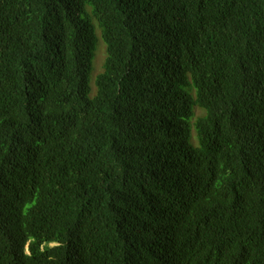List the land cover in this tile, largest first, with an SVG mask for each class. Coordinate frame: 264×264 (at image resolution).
Segmentation results:
<instances>
[{
    "label": "trees",
    "instance_id": "1",
    "mask_svg": "<svg viewBox=\"0 0 264 264\" xmlns=\"http://www.w3.org/2000/svg\"><path fill=\"white\" fill-rule=\"evenodd\" d=\"M0 264H264V0H0Z\"/></svg>",
    "mask_w": 264,
    "mask_h": 264
},
{
    "label": "rangeland",
    "instance_id": "2",
    "mask_svg": "<svg viewBox=\"0 0 264 264\" xmlns=\"http://www.w3.org/2000/svg\"><path fill=\"white\" fill-rule=\"evenodd\" d=\"M103 58H104L103 46H100L99 52L95 56V60H94V63H95L94 70L91 71V74L89 76V82L90 83L92 82V84H93V80H94L95 76L101 71L100 65L102 63ZM196 114H197V112H196Z\"/></svg>",
    "mask_w": 264,
    "mask_h": 264
},
{
    "label": "clouds",
    "instance_id": "3",
    "mask_svg": "<svg viewBox=\"0 0 264 264\" xmlns=\"http://www.w3.org/2000/svg\"><path fill=\"white\" fill-rule=\"evenodd\" d=\"M99 73H101V71H100ZM96 74H97V73H96ZM89 83H90V82H89ZM94 83H95V78H94V80H93V84H92V82L90 83V85H91L92 88H94ZM93 95H94V94H91L90 97H93ZM191 142L193 143V145H195V146L197 145V142L194 140L193 137L191 138ZM157 177H158V175H155V178H154L153 184L156 182ZM178 205H179V204H178V202L176 201V202H175V205H174L173 208H170V210L164 211V213H165V218L168 216L167 220H168L170 217H173L174 215H176L175 213L177 212Z\"/></svg>",
    "mask_w": 264,
    "mask_h": 264
}]
</instances>
